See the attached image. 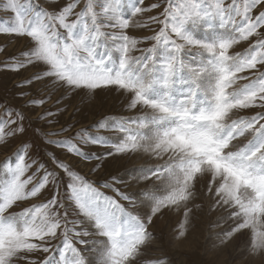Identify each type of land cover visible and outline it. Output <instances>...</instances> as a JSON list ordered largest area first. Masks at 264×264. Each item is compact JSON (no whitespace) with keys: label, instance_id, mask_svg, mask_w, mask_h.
Returning a JSON list of instances; mask_svg holds the SVG:
<instances>
[{"label":"snow or ice","instance_id":"1","mask_svg":"<svg viewBox=\"0 0 264 264\" xmlns=\"http://www.w3.org/2000/svg\"><path fill=\"white\" fill-rule=\"evenodd\" d=\"M0 10L11 14L0 34L25 41L0 70L36 69L16 85L36 90L19 93L24 106L0 105V145L26 136V109L63 89L36 117L52 130H33L61 154L38 158L23 141L0 162V264H167L149 258L150 226L172 214L184 238L205 202L227 224L221 245L243 238L264 258V0H2ZM81 91L117 93L125 114L53 128L65 95ZM129 154L152 162L128 176L153 188L91 179Z\"/></svg>","mask_w":264,"mask_h":264},{"label":"rangeland","instance_id":"2","mask_svg":"<svg viewBox=\"0 0 264 264\" xmlns=\"http://www.w3.org/2000/svg\"><path fill=\"white\" fill-rule=\"evenodd\" d=\"M43 2V0H41ZM50 2V0H49ZM2 4V0H0ZM48 4L45 3V7ZM11 14L0 10V23L9 19ZM136 35L146 34L141 30H136ZM148 44L143 47H148ZM0 47L4 48L0 52V62L8 57L17 55L24 50L25 41L17 39L14 36L0 34ZM36 69L29 68L19 74L0 70V105H12L15 107H23L24 99L20 98L21 91H31L35 94V88L25 87L18 88L16 85L31 76ZM63 89L56 92L52 100L46 105L36 109H26L33 119V124L29 127L28 134L19 139L13 140L7 146L0 145V162L12 156L20 147L23 141H29L35 144L34 151L38 154V158L48 151H55L58 155L62 150L53 148L48 145L42 135H34V129L42 131H50L44 127L45 122L36 123V117L42 113L45 108H53L55 101L59 98ZM124 98L112 91H97L92 94L85 92H69L65 95L64 100L59 107L63 109L58 116L59 124L53 128L61 126L75 125L73 132L80 128H87L94 125L97 121L103 120L105 117L113 118L125 114ZM65 133L64 135H70ZM102 135H114L111 132L101 130ZM60 139L62 137H52ZM93 152H102L103 149L93 148ZM98 160H91L86 164L79 165L82 172H88ZM152 162L146 154L137 155H121L108 157L104 162L102 169L92 174L91 179L94 181L110 180L111 177H125V180L118 186L124 191L143 192L146 188H153L154 185L150 181L137 180L136 177H129V171L148 166ZM105 191H108L105 189ZM37 202V201H33ZM205 202L201 211H197L195 222L188 234L181 239H177L175 232L177 230L178 217L172 214H165L158 220H154L150 231L154 236V245L149 250V258L166 257L167 264H264V258L252 256L246 246L243 238L233 239L227 245H221L218 233L221 228L227 227L226 223H222L217 227L215 222L219 220L220 212H209Z\"/></svg>","mask_w":264,"mask_h":264}]
</instances>
